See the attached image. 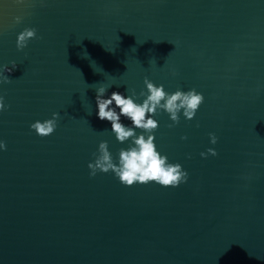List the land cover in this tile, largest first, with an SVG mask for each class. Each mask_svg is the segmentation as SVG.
Segmentation results:
<instances>
[{"label": "water", "instance_id": "95a60500", "mask_svg": "<svg viewBox=\"0 0 264 264\" xmlns=\"http://www.w3.org/2000/svg\"><path fill=\"white\" fill-rule=\"evenodd\" d=\"M28 27L37 38L18 50ZM12 61L0 264H264V0H0V65ZM145 77L205 97L191 121L156 116L158 150L189 173L179 187L90 176L101 141L117 161L128 147L93 87L139 93ZM54 112L52 135L30 128Z\"/></svg>", "mask_w": 264, "mask_h": 264}, {"label": "clouds", "instance_id": "9594fccd", "mask_svg": "<svg viewBox=\"0 0 264 264\" xmlns=\"http://www.w3.org/2000/svg\"><path fill=\"white\" fill-rule=\"evenodd\" d=\"M18 5H23L25 0H14ZM15 23L22 22V16L14 17ZM37 38V30L32 27L24 28L17 35V49L23 50L30 40ZM17 66L15 61L9 65H0V86L11 83L9 75ZM96 85V84H93ZM146 91L137 93L134 89L131 94L112 91L106 95L109 86L101 84L93 87L96 91V116L101 121L110 122V131L121 144H128L127 148H121L118 161L114 160L109 150L107 141H101L98 153H93L94 161L89 162L90 176L95 177L98 172L114 173L120 183L127 187L136 184L147 185L151 183L162 187H179L188 182L189 173L179 163L169 161L167 154H162L156 144L155 132L159 127L156 116L161 112L166 113L172 124L180 122L181 114L191 121L195 118L199 108L204 102V95L195 88L184 91L177 89L174 92L166 91L163 84L157 85L147 77L144 79ZM142 98V102H141ZM6 110L4 97L0 95V113ZM91 114V113H89ZM59 113H52V118L43 121L37 120L30 125L34 132L47 137L52 135L58 126ZM127 120L129 123H125ZM137 130H140L139 132ZM211 144L217 143V136L209 133ZM186 140L187 136L182 137ZM6 142L0 140V151H6ZM216 156L214 148H208L207 152H201V157Z\"/></svg>", "mask_w": 264, "mask_h": 264}]
</instances>
